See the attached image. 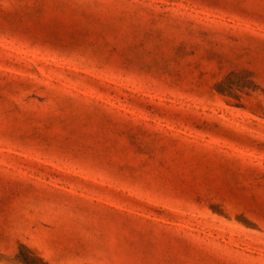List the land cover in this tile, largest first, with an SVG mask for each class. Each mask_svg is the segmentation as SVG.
Instances as JSON below:
<instances>
[{"label":"rangeland","instance_id":"obj_1","mask_svg":"<svg viewBox=\"0 0 264 264\" xmlns=\"http://www.w3.org/2000/svg\"><path fill=\"white\" fill-rule=\"evenodd\" d=\"M0 264H264V0H0Z\"/></svg>","mask_w":264,"mask_h":264}]
</instances>
